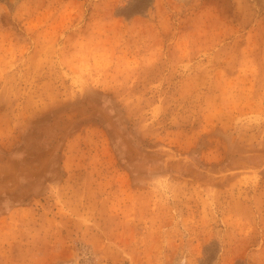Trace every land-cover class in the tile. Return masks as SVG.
<instances>
[{
    "label": "rangeland",
    "instance_id": "rangeland-1",
    "mask_svg": "<svg viewBox=\"0 0 264 264\" xmlns=\"http://www.w3.org/2000/svg\"><path fill=\"white\" fill-rule=\"evenodd\" d=\"M0 264H264V0H0Z\"/></svg>",
    "mask_w": 264,
    "mask_h": 264
}]
</instances>
